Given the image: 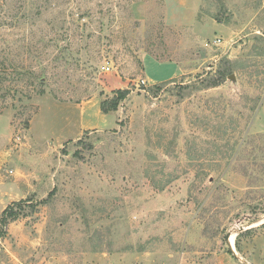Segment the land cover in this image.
<instances>
[{
	"label": "rangeland",
	"instance_id": "obj_1",
	"mask_svg": "<svg viewBox=\"0 0 264 264\" xmlns=\"http://www.w3.org/2000/svg\"><path fill=\"white\" fill-rule=\"evenodd\" d=\"M19 200L0 264H264V0H0Z\"/></svg>",
	"mask_w": 264,
	"mask_h": 264
},
{
	"label": "trees",
	"instance_id": "obj_2",
	"mask_svg": "<svg viewBox=\"0 0 264 264\" xmlns=\"http://www.w3.org/2000/svg\"><path fill=\"white\" fill-rule=\"evenodd\" d=\"M222 65H218L214 73L200 80V89L214 88L221 85L227 78L228 74L233 72V63L228 59L222 61ZM160 88V85H154V91L156 92ZM129 94L128 89H117L110 97H106L100 101V110L102 113L107 114L117 110L119 103L123 101ZM52 194V193H51ZM50 196V194H49ZM44 200L43 202H45ZM25 200L10 202L0 212V237L6 234L7 225L17 220L18 218L24 217L27 213H31L35 209V205L32 203L27 204ZM26 205V206H25ZM26 208L29 211H26ZM27 212V213H26Z\"/></svg>",
	"mask_w": 264,
	"mask_h": 264
},
{
	"label": "built area",
	"instance_id": "obj_3",
	"mask_svg": "<svg viewBox=\"0 0 264 264\" xmlns=\"http://www.w3.org/2000/svg\"><path fill=\"white\" fill-rule=\"evenodd\" d=\"M220 42V39L218 38V39H215L214 40V43H219ZM141 83L142 84H145V81L144 80H141ZM10 174L12 173V171L10 170V171H8Z\"/></svg>",
	"mask_w": 264,
	"mask_h": 264
},
{
	"label": "water",
	"instance_id": "obj_4",
	"mask_svg": "<svg viewBox=\"0 0 264 264\" xmlns=\"http://www.w3.org/2000/svg\"><path fill=\"white\" fill-rule=\"evenodd\" d=\"M229 235H230V234H227V235H226V238H227V239H228ZM228 246H229V249L233 252L232 247H231V244H230L229 242H228Z\"/></svg>",
	"mask_w": 264,
	"mask_h": 264
},
{
	"label": "bare ground",
	"instance_id": "obj_5",
	"mask_svg": "<svg viewBox=\"0 0 264 264\" xmlns=\"http://www.w3.org/2000/svg\"><path fill=\"white\" fill-rule=\"evenodd\" d=\"M232 241H233V235L232 236H230V238H229V242L232 244Z\"/></svg>",
	"mask_w": 264,
	"mask_h": 264
}]
</instances>
